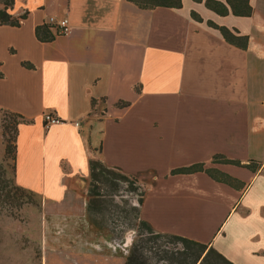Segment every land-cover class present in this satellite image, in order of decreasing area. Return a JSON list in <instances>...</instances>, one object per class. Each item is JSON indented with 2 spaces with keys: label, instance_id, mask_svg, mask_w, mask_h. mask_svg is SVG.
Segmentation results:
<instances>
[{
  "label": "crops",
  "instance_id": "crops-1",
  "mask_svg": "<svg viewBox=\"0 0 264 264\" xmlns=\"http://www.w3.org/2000/svg\"><path fill=\"white\" fill-rule=\"evenodd\" d=\"M206 1L143 10L128 0H15L10 14L27 17L0 26V111L28 122L14 180L40 202L37 264H126L128 232L118 239L90 215L93 160L139 181L140 218L156 233L264 264V0H250V17L218 15ZM51 18L69 19L70 33ZM40 26L51 42L37 39ZM47 113L64 122L47 128ZM194 166L202 170L173 173Z\"/></svg>",
  "mask_w": 264,
  "mask_h": 264
},
{
  "label": "trees",
  "instance_id": "trees-1",
  "mask_svg": "<svg viewBox=\"0 0 264 264\" xmlns=\"http://www.w3.org/2000/svg\"><path fill=\"white\" fill-rule=\"evenodd\" d=\"M143 10H153L156 8H175L182 7V0H128ZM202 2V0H196ZM0 26L19 27L21 21L27 17V13L22 15L20 19L13 17L10 10L15 5V0H0ZM206 7L218 15L226 16L230 12L237 17H250L253 14V8L250 0H226V3H221L215 0H208L205 3ZM194 19L201 21L202 19L196 14L192 13ZM210 26L217 28L223 34L227 42L235 44L236 41L241 40L244 43L241 47L246 48L247 38H237L227 28H220L213 23ZM36 37L41 42H51L54 39L53 34L48 26H40L36 29ZM0 77L2 73L0 72ZM124 104V103H123ZM120 105V104H118ZM126 105V104H124ZM1 116L9 117L12 121L9 123L3 122V138L5 154L4 160L11 159L13 161V178H10L7 169L3 163L0 162V205L19 207L18 202L22 196H29L30 199L36 197L33 193L18 186L14 180L16 170V152H17V136L18 127L24 122V118L18 114L11 112L0 111ZM11 133V134H10ZM226 163L230 161L225 160ZM235 165L242 168H247L253 172L257 171L260 166L256 163L243 165L240 162H233ZM91 167V186L89 189V210L92 216L93 211L100 207V200L105 195L101 194L102 187H108L113 193L125 192L130 193L132 197L137 198V207H133L134 223L129 228H135L137 225L138 240H136L130 250L126 264H234L220 254L217 250L209 245L202 244L177 235L158 234L154 231L152 226L140 218V207L143 205L145 190L139 181L133 177L116 172L106 167L102 162L93 160L90 162ZM202 170V166H194L188 169L176 170L173 173H191ZM112 196V195H108ZM22 204V203H21ZM126 217L129 214L125 210ZM94 223L99 227L97 222ZM125 230H121L123 235ZM167 240L169 244L174 246L179 245L180 248L175 250L159 249L157 245L160 241Z\"/></svg>",
  "mask_w": 264,
  "mask_h": 264
},
{
  "label": "rangeland",
  "instance_id": "rangeland-1",
  "mask_svg": "<svg viewBox=\"0 0 264 264\" xmlns=\"http://www.w3.org/2000/svg\"><path fill=\"white\" fill-rule=\"evenodd\" d=\"M0 118L1 125L5 121L6 123L12 121L4 114ZM0 162L5 165L8 176L13 178V161L1 158ZM101 194L105 197L99 199L100 207L93 211L92 219L99 227L113 231L118 239L121 238L120 231L124 229L128 232V238L133 245L138 240L137 225L135 228L128 229V227L134 223L132 208L137 207V198L132 197L125 190L113 193L108 187H102ZM18 204L19 207L0 205V264H37L41 253L37 219L40 202L36 197L30 199L29 196L24 195ZM125 210L130 215L129 218L126 217ZM167 242V240L160 241L157 248L171 250L180 248L179 245L174 246ZM156 262L154 260V264H157Z\"/></svg>",
  "mask_w": 264,
  "mask_h": 264
},
{
  "label": "built area",
  "instance_id": "built-area-1",
  "mask_svg": "<svg viewBox=\"0 0 264 264\" xmlns=\"http://www.w3.org/2000/svg\"><path fill=\"white\" fill-rule=\"evenodd\" d=\"M50 24L56 27L61 35L69 34L71 31V24L69 19L67 18L63 20H56L55 18H51ZM63 122L64 121L61 118L54 116L51 113H47L44 115V123L47 128L55 125H60ZM76 125L79 126L78 123Z\"/></svg>",
  "mask_w": 264,
  "mask_h": 264
}]
</instances>
